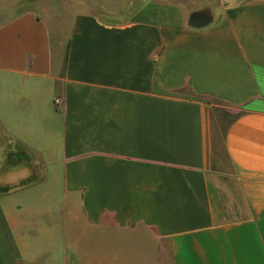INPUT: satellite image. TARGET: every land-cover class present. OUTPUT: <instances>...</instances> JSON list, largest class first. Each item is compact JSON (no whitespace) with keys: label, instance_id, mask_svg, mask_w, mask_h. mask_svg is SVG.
<instances>
[{"label":"crops","instance_id":"crops-1","mask_svg":"<svg viewBox=\"0 0 264 264\" xmlns=\"http://www.w3.org/2000/svg\"><path fill=\"white\" fill-rule=\"evenodd\" d=\"M71 1L0 17V166L38 172L0 191V264H103V232L264 264V0Z\"/></svg>","mask_w":264,"mask_h":264},{"label":"rangeland","instance_id":"rangeland-1","mask_svg":"<svg viewBox=\"0 0 264 264\" xmlns=\"http://www.w3.org/2000/svg\"><path fill=\"white\" fill-rule=\"evenodd\" d=\"M11 1L0 0V17H5L3 20L32 7L31 2L13 6L10 4ZM81 1H84L83 7L87 12L95 14H106L109 12L111 0ZM62 5L66 9L73 7L70 0H33V9L42 6L50 10L62 7ZM51 182L49 180L48 184ZM52 190L57 192L54 187H52ZM153 246L152 240L142 234L122 235L103 232L101 235L98 233L93 235L91 244L86 247V250H89L92 255L95 252L97 255L100 254L105 259L102 261L103 264H156Z\"/></svg>","mask_w":264,"mask_h":264},{"label":"flooded vegetation","instance_id":"flooded-vegetation-1","mask_svg":"<svg viewBox=\"0 0 264 264\" xmlns=\"http://www.w3.org/2000/svg\"><path fill=\"white\" fill-rule=\"evenodd\" d=\"M37 173L34 162L25 151H12L0 166V189H10L16 182L37 176Z\"/></svg>","mask_w":264,"mask_h":264},{"label":"water","instance_id":"water-1","mask_svg":"<svg viewBox=\"0 0 264 264\" xmlns=\"http://www.w3.org/2000/svg\"><path fill=\"white\" fill-rule=\"evenodd\" d=\"M200 16H202V25L201 26H207L210 23V13L208 11H203L201 13H198ZM1 191V189H0Z\"/></svg>","mask_w":264,"mask_h":264},{"label":"trees","instance_id":"trees-1","mask_svg":"<svg viewBox=\"0 0 264 264\" xmlns=\"http://www.w3.org/2000/svg\"><path fill=\"white\" fill-rule=\"evenodd\" d=\"M193 16H196V15H193ZM192 24H193V21H192V18H191V27L195 28V26L194 25L192 26ZM199 28H205V26H201Z\"/></svg>","mask_w":264,"mask_h":264}]
</instances>
